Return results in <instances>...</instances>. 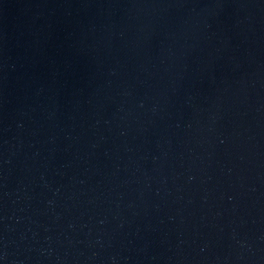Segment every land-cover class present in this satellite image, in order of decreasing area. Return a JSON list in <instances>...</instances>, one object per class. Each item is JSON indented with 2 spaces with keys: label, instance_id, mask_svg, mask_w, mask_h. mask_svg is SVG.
<instances>
[{
  "label": "water",
  "instance_id": "obj_1",
  "mask_svg": "<svg viewBox=\"0 0 264 264\" xmlns=\"http://www.w3.org/2000/svg\"><path fill=\"white\" fill-rule=\"evenodd\" d=\"M0 264H264V0H0Z\"/></svg>",
  "mask_w": 264,
  "mask_h": 264
}]
</instances>
